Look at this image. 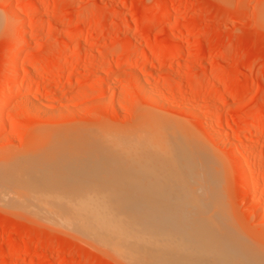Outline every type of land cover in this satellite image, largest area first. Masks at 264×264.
Segmentation results:
<instances>
[{"label": "rangeland", "instance_id": "obj_1", "mask_svg": "<svg viewBox=\"0 0 264 264\" xmlns=\"http://www.w3.org/2000/svg\"><path fill=\"white\" fill-rule=\"evenodd\" d=\"M22 39L14 66L12 51ZM10 70L23 90L0 113V264H125L55 225L28 199L84 195L90 182L92 194L105 203L119 197L110 210L125 214L128 197L179 194L175 177L166 172L172 164L144 162L164 156L161 151L173 156L181 135L215 162L191 163L185 193L196 195L192 188L210 183L227 235L264 257V0H0V104ZM97 142L106 149L112 144L104 151L110 155L123 150L129 163L123 156L113 161L117 152L108 161L102 148L100 156L110 163L99 162L98 152L97 164L60 162L58 154L96 152ZM120 147L137 151L130 159L129 149ZM37 155L49 157L47 163ZM71 167L76 175L83 172L79 178L89 176L84 189ZM255 171L261 176L257 184L251 181ZM71 180L81 182L80 189H70ZM140 209L133 214L134 224L141 219L135 233L143 229Z\"/></svg>", "mask_w": 264, "mask_h": 264}, {"label": "bare ground", "instance_id": "obj_2", "mask_svg": "<svg viewBox=\"0 0 264 264\" xmlns=\"http://www.w3.org/2000/svg\"><path fill=\"white\" fill-rule=\"evenodd\" d=\"M160 6H161L160 4H157L155 6L154 10L156 11ZM25 41H26L25 39H24V41L22 39L21 41H19L18 43L15 44L16 46H15L14 50L12 51V55H11L14 66L16 64H18L19 58L22 55L23 47L25 46V44L23 42H25ZM23 44H24V46H23ZM154 51H155L154 55L162 56L164 58L167 57L169 55L168 53L170 52V51L166 52V51H160V50H158V51L154 50ZM170 56H171V54H170ZM170 56H168V57H170ZM124 63H126V62H120L118 65L120 66ZM11 65H12V63H11ZM11 71H13L12 74L10 73L12 79H11V82H10L8 88L6 89V92H4L5 93L3 95L4 100L0 104V113H2L4 108H6V106L11 102V100H13L12 98L15 97L16 94L18 95L19 92H21L23 90L22 89L23 86L17 85V82H16V78L18 77L16 75L17 73L14 72L15 70H10V72ZM104 85H105V83H104ZM142 86H143V84H142ZM181 136H179L180 139H178V140L175 139V141H174L176 150H175L173 156H171L169 152L166 153L164 151H161V153H164L163 154L164 156H159V154H158V156H155V155L150 156L151 155L150 154L149 156L152 159H150V157L148 159V157L146 156V159H148V160H146L144 162V164L145 163H153V164L154 163H158V164L169 163V164H172L173 167L171 166L170 168H168L169 171L166 170V172L168 175L173 176V178L175 177V180L173 179V181H175L174 183H176L178 185L177 188L181 192L179 194L173 193L170 195H167V194L161 195L158 198L154 197L155 199L152 197L151 198L149 197V199H148L147 198L148 196H146L145 200L143 199V197H142V199H143L142 200L141 197L136 198V196H134L136 199H138V201L136 200L137 202L135 201L134 197L131 198L132 196L131 197L127 196L128 198L123 199V201L125 202L124 204L126 205V207H129L131 210L129 208H127L129 210V211H127L125 209L127 211V212H125V214L120 213V211H122V210H120L118 212L111 211L110 210L111 208H115V206H117L120 203L119 197L115 198L116 196H114V197H112V196L108 197L107 196L108 199L110 198L109 199L110 203L107 204L104 202L105 200H104L103 196L100 197L101 195H99V196L94 195L97 192L92 194L94 192L95 187L93 186L94 188H91V186H89L90 182L88 184L86 183V180L87 179L89 180V176L87 179L85 178L86 180L84 179V177L79 178V177H82L81 174L83 172H81V174H79L81 176L76 175V171L74 170V168H76V166H77L76 165V166H74V168H72L73 166L71 167V169H73L75 171L74 172L73 170H71L74 172V176H73L71 171L68 172V170L70 168L66 167V168H68V170H66L65 168L64 169L66 170V172L70 173V175L72 174L73 178L76 177L75 178L76 180L82 179L81 182L82 183L84 182L85 185L87 184V186H85L84 183L82 184L81 182L78 184L79 181L77 182L76 180H74V181L71 180V181H69V182H71V184L69 183V188L72 190H76V188L80 189L77 186H80L82 184L83 185V187L81 186L82 189H84V186L87 187L84 189V191L88 190L86 194L79 195V196H68V197H64V198H62L63 196L61 198L60 197L57 198L56 196H51V197L46 196V197H35V198L31 197V199L30 198L28 199L27 197H25V199H28V201L30 203H32L34 201L33 204L35 203V205L38 207L39 210L43 211L44 213H47L49 215V217L52 218V221L55 222V225H57V226L60 225L59 227H64L67 230L73 231L74 233L78 234L82 238L89 240L91 243H93L99 249L106 251L108 254H111V255H114V256L120 258L121 260H123L125 262V264H264L263 255L262 256H259V254L255 255V252L253 253L252 250L250 251V250H248V248L246 249L245 247L242 246V244L238 245V244L233 243L230 236L227 235L225 227L220 223L222 221V219L218 216V213H216L214 211V208H213V202H214L213 193L214 192L212 193V187L213 186H211L210 183H209V185L207 183H205L203 186H201V183H200L202 181V179H201V181L199 182L200 183L199 186L202 188L201 189H199L200 187L198 189H197V187H195L196 189L192 188L194 190V192L195 191L198 192V193H196V195H190L189 193L188 194L185 193L190 188V186H189L190 183H188V182H189V180H191L190 178H191L192 172H193L192 168H191V163L197 164L199 161L198 158L201 159L200 160L201 163H206V166L209 163L215 164V162H214V160H212V158L208 154L204 153V151L197 148V146H195L193 148L189 143H185V141H183V140H185L186 137H185V139H183V137L181 139ZM188 138H189V136H188ZM187 140H189V139H187ZM98 141H100V140H98ZM106 141H107V139H106ZM108 141H109V139H108ZM113 141L111 143H113ZM69 142H71V140ZM91 142L92 141H90V143ZM83 143H81V144H83ZM99 143L100 142H97L96 144L98 145ZM87 145H88L87 148H89V144H87ZM100 145H101V143H100ZM100 145L96 146L98 150H96V148L94 147V149L96 150V152L93 150L94 154L96 153L95 155L93 154L92 149H88L89 152L86 151V153H89V154L91 153L90 156H88L89 154L86 155L83 152L82 153L84 155L78 154L75 151L78 149H75V150L72 149L73 151H75L74 153L76 155L74 153H71V156H70V154H68L69 157H67L66 153L64 156H63L64 153H62L60 156V154H58V152L60 153L61 149H60V151H57L58 150L57 149L55 152V155L54 156L52 155V159L54 160V163L51 162V164L52 163L58 164L59 159H62V160H60V162H63V163L65 162L66 164H73V165H75V164H86V166H87L88 163L97 164L96 162H94L95 159H96V161L98 160L97 156H96L97 152H98V155L100 156V155H102L101 154L102 151L104 152L105 150L108 151L112 148L118 147L117 145H115V143H113V146H112V144L109 145L110 147L112 146V148H110L107 145V149L105 148V146H106L105 144L102 145L101 147H100ZM80 148L82 149V147H80ZM99 148L100 149L102 148L104 150L101 151ZM120 148H121V150L124 149L125 152L127 149H129V147H124V148L120 147ZM145 148H147L146 145H145ZM138 149H139V151H140V149L142 150V148H138ZM72 150L70 149V151H72ZM99 150L101 152H99ZM117 150L118 151H114V152L112 151V152L113 153H115V152L119 153L118 155H120V157H118V155L116 153H115V155L117 157L113 153L112 154L114 156L112 154L110 155V153H111L110 151L109 152L106 151L104 153H106L107 156L103 154L104 158L107 157L108 161H109V157L110 158L116 157V160L113 158L114 159L113 161H117V159H118V163H119L120 158L122 156L124 158V154H120V153H124V152H122L123 150L121 152L119 149H117ZM131 150H133V151H131ZM134 150L137 151V149H135L134 147L129 149L128 151H130L129 154H131V155H127V153H126L127 157L130 156V159H131V157L133 156L132 153L135 152ZM81 151H84V149H82ZM154 151H156V150H154ZM150 152H152V151H150ZM53 153H54V151H53ZM152 153H154V152H152ZM56 154H58V157H60L57 161H55V157L57 156ZM108 154H109V157H108ZM27 155H29V154H27ZM33 155L34 154H32L31 156H33ZM92 155H94L96 157L94 159H91L94 157V156L92 157ZM197 155L199 157H197ZM37 156H36L37 158L35 160H38L39 158H41L40 161L47 163V161H48L47 158H49V157H47V156H46L47 158L43 157V160H42V156L41 157L39 155H37ZM34 157H35V155H34ZM65 157H67V159ZM24 158L25 157H23V159ZM30 158H28V159H30ZM63 158H65V159H63ZM107 158H106L105 162L107 161ZM123 158H121V161L123 160ZM99 159L101 160V161L98 160L99 162L103 161L102 163H105L101 156L99 157ZM242 159L245 162H247V160H248L246 158V155H245V157L243 156ZM13 160L10 163H14ZM26 160H27V158H26ZM26 160H24V161H26ZM111 160L112 159H110V161ZM124 160H125V158H124ZM128 160H129V158H128ZM16 161H18V160H16ZM29 161H28V163H29ZM108 161H107V163H110ZM125 161L127 162V160H125ZM37 162H39V161H37ZM127 163H129V162H127ZM39 164H41V163H39ZM90 166H91V164H90ZM94 166H92V168ZM96 166L98 167L99 165H96ZM90 168L91 167H89V170H90ZM95 169L97 170V168H95ZM89 170L87 171L88 173L86 172L87 174H90ZM63 171L61 173H63ZM77 171H79V170H77ZM80 171H82V170H80ZM100 171H101V169H100ZM207 171H209L208 168L206 169V172ZM66 172L63 174L64 175L67 174ZM166 172H165V175L168 176L166 174ZM201 173H202V171H201ZM72 176H71V178H72ZM93 176H95V172H94ZM202 176H204V174ZM65 177H66V175H65ZM67 177H69L68 174H67ZM77 177H78V179H77ZM98 177L99 176H97V178H94V179L98 180ZM260 177L261 176H260L259 171H255L253 173V177L251 178L252 179L251 181H254L253 183L257 184V182L260 181ZM0 178H2V175L0 176ZM3 178L5 179V175H3ZM91 178L93 179V177H91ZM200 178H202V177H200ZM2 179H0V181ZM83 179H84V181H83ZM16 180H17V178H16ZM251 181L249 180V183ZM1 182H4V180H2ZM93 182H94V180H93ZM249 183L247 181V187H246L247 192L249 190L253 189L250 186L252 183L251 184H249ZM202 184H203V182H202ZM0 185H2V183ZM18 186H20V185H18ZM18 186H17V188H18ZM3 187L4 186L2 185V189H4ZM166 189H164V190L166 191ZM203 191H204V193H203ZM252 191H254V190H252ZM256 191L257 190H255V192ZM174 192H175V190H174ZM1 193L2 192L0 190V194ZM70 193H71V191H70ZM170 193H171V190H170ZM1 196H3V195L2 194L0 195V200H1ZM105 198H106V196H105ZM121 198H122V196H121ZM2 200H4V198ZM31 200H33V201H31ZM0 202H2V201H0ZM17 202L20 205V207L25 206L24 205L25 201L20 200ZM30 203H29V205H30ZM0 204H2V203H0ZM160 204L163 206H161ZM125 205H124V208H125ZM139 206L144 211L143 216H139V217H142L143 223L142 222L140 223V227L143 224V229L142 230L140 229L139 231H137L138 230L137 229L136 230L137 233H135L134 228H135V226L137 228L139 227L137 225L139 224V220H141V219H138V221H137L138 224H136V223L134 224V222H135L134 217L135 216L133 214H134V212L136 213V215H138V212L140 213V211H139L140 207ZM120 207L121 206L119 205V208ZM137 207H139V209ZM158 207H160L162 210H160ZM167 208H169L170 210ZM132 209H135V210L132 211ZM261 209H262L261 206L258 205L256 207V212L259 213L261 211ZM117 210H119V209H117ZM56 228H58V227H56ZM140 231H142L141 234L143 236L141 239L143 241L140 242V239H139V242L142 243V245L140 243H138V244H140V246H139L140 248H138L139 249V251H138L137 250V244H136V235ZM171 238H174L173 241L171 240ZM137 251L139 252L140 256L138 255Z\"/></svg>", "mask_w": 264, "mask_h": 264}]
</instances>
